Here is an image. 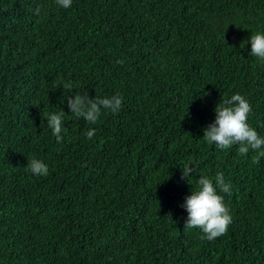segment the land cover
<instances>
[{"label":"trees","instance_id":"obj_1","mask_svg":"<svg viewBox=\"0 0 264 264\" xmlns=\"http://www.w3.org/2000/svg\"><path fill=\"white\" fill-rule=\"evenodd\" d=\"M253 32L264 0H0V264H264V156L203 139L236 93L264 137ZM78 92L122 108L90 124L67 105ZM60 112L58 143L46 116ZM218 172L232 223L208 240L182 205Z\"/></svg>","mask_w":264,"mask_h":264},{"label":"clouds","instance_id":"obj_2","mask_svg":"<svg viewBox=\"0 0 264 264\" xmlns=\"http://www.w3.org/2000/svg\"><path fill=\"white\" fill-rule=\"evenodd\" d=\"M58 5L67 9L71 7L72 0H57ZM40 8L35 9L39 15ZM250 54L264 62V33L253 32L250 37ZM122 63V61H117ZM62 87L71 92V81L64 82ZM67 105L71 113L77 118H84L90 124H95L102 113V109L110 110L113 114L119 113L122 108V97L90 98L86 93H76L67 97ZM252 111L251 104L239 93L223 100L216 108L215 120L204 130L203 139L209 144H215L220 149H229L238 145V154L246 156L250 150L258 151L253 163H259L260 157L264 156V137L260 136L256 129L248 124V117ZM64 112L51 113L46 116L48 127L52 129L57 142L63 140L62 132H67L63 120ZM89 140L93 139L95 129H90L85 134ZM27 168L36 176H46L49 172L47 164L40 159L29 160ZM196 167L189 162L182 167V178H189L196 174ZM197 187L187 196L182 205L188 215L185 228H199L203 232L202 238L214 240L225 234L232 223V216L224 203V197L217 192V187L223 193H231V186L225 183L223 173H217L215 184L213 179L206 175H199L196 181Z\"/></svg>","mask_w":264,"mask_h":264}]
</instances>
